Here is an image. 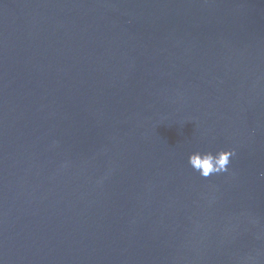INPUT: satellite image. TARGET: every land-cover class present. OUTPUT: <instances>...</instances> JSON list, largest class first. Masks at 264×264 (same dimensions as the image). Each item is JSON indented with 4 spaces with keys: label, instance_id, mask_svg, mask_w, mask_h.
<instances>
[{
    "label": "water",
    "instance_id": "1",
    "mask_svg": "<svg viewBox=\"0 0 264 264\" xmlns=\"http://www.w3.org/2000/svg\"><path fill=\"white\" fill-rule=\"evenodd\" d=\"M0 264H264V0H0Z\"/></svg>",
    "mask_w": 264,
    "mask_h": 264
},
{
    "label": "clouds",
    "instance_id": "2",
    "mask_svg": "<svg viewBox=\"0 0 264 264\" xmlns=\"http://www.w3.org/2000/svg\"><path fill=\"white\" fill-rule=\"evenodd\" d=\"M234 156L235 150L195 151L188 155L187 163L193 172L206 179L227 173L230 159Z\"/></svg>",
    "mask_w": 264,
    "mask_h": 264
}]
</instances>
